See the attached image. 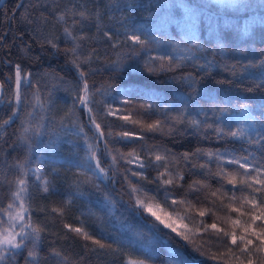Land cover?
Instances as JSON below:
<instances>
[{"label": "trees", "instance_id": "obj_1", "mask_svg": "<svg viewBox=\"0 0 264 264\" xmlns=\"http://www.w3.org/2000/svg\"><path fill=\"white\" fill-rule=\"evenodd\" d=\"M0 83V264H264V0H6Z\"/></svg>", "mask_w": 264, "mask_h": 264}, {"label": "rangeland", "instance_id": "obj_2", "mask_svg": "<svg viewBox=\"0 0 264 264\" xmlns=\"http://www.w3.org/2000/svg\"><path fill=\"white\" fill-rule=\"evenodd\" d=\"M41 160L44 162L48 161L53 164H60L64 162V160L62 159H53L51 157H43L41 158ZM229 161H232V160L230 159L225 160L226 163H229ZM133 164L140 165L136 161ZM88 171H91V173H94V174L98 173L96 170H88ZM33 173L37 181L41 182L44 186L48 184V180H46L44 176L43 169L36 168L33 170ZM149 205L151 206L152 212H155L156 215L160 216L161 219L164 220L165 223L171 226V227H168L167 229L171 230L172 228H175L176 229L175 233H181V232L187 231V226L184 222V219L180 215L168 212L158 205L147 204L143 201L138 202V206L144 210ZM18 206H19L18 212L13 214L12 221L10 222L11 231L9 232V235L7 236L6 243L3 244V247L7 246L9 249H12V250L20 249L22 247L21 246L20 248H15V247H12V244L19 243L22 245L23 242H26L32 236V234H30V231H29V225L27 223V217H26L27 215L26 209H25V206L22 200L18 201ZM146 213L156 220L155 216H153L149 211H146ZM9 241H11V243H9Z\"/></svg>", "mask_w": 264, "mask_h": 264}, {"label": "snow or ice", "instance_id": "obj_3", "mask_svg": "<svg viewBox=\"0 0 264 264\" xmlns=\"http://www.w3.org/2000/svg\"><path fill=\"white\" fill-rule=\"evenodd\" d=\"M137 42H139V41H137ZM55 46H56V45L53 44V47H55ZM82 75H83V74H82ZM16 85H17V100H19V94H18V91H19V88H20V85H21V68H20L19 66L16 67ZM84 87H85V89H87V84H85ZM111 114H112V113L110 112L109 115H111ZM121 119H125V120H127L128 117H127V116H121ZM6 123H7V122H6ZM93 123H95V120H93ZM96 127H97V129H99L100 126L97 124ZM148 127H149V128H153V127H155V126H154V125H149ZM101 135H103V134L101 133ZM123 135H124V136H128L129 134H128L127 132H125V133H123ZM231 135H232L233 137H235V136H236V133L233 132V133H231ZM129 155H131V154H129ZM160 159H161V157H160L159 155H157V156H156V160H160ZM129 162L131 163L132 161H129ZM229 163H236V164H239V167H240V168H245V164H244V163H241L240 160H232V161H229ZM138 166L141 167V168L146 167V165H144L143 163H141V164L138 165ZM96 167H97V169H98L101 173L104 172V169L100 166V162H99V161H97ZM262 167H264V165H262ZM132 175H134V176H141V175H143V173H138V172L133 171V172H132ZM230 182H231V181H230ZM21 183H23V181H21ZM167 183H171V181H167ZM260 183H261V184H264V180H261ZM45 191H48V189L46 188ZM167 195H170V194H169V193H166V196H167ZM173 203H175L174 200H173ZM11 207H12V205L10 204V205H9V208H11ZM145 210H146V211H149L153 216H155L156 220H158L161 224H163L165 228L171 227L169 224L165 223L164 220H162L160 216L156 215L155 212H152V209H151V206H150V205L147 206ZM234 210H235V209H234ZM201 215H204V213L202 212ZM261 218H262V216H253V217H252V219H253L254 221H255V220H258V219H261ZM211 227H212V228H216V224L213 223V224L211 225ZM171 230H172L173 232L176 231L175 228H172ZM35 231H36V230L34 229V232H35ZM75 231H76V232H80L81 229H80V228H76ZM37 238H38V236H37ZM241 239H243V237H241ZM232 242H233L234 244L236 243V237H235V236H233V238H232ZM9 243H11V241H9ZM96 243H98V242H96ZM247 243L250 244V243H252V241L249 240V241H247ZM21 246H22V245L19 244V243L12 244V247H15V248H20ZM100 246L103 247V245H100ZM32 255H33V253H32V252H29V256L31 257ZM0 259H3V257H0Z\"/></svg>", "mask_w": 264, "mask_h": 264}, {"label": "water", "instance_id": "obj_4", "mask_svg": "<svg viewBox=\"0 0 264 264\" xmlns=\"http://www.w3.org/2000/svg\"><path fill=\"white\" fill-rule=\"evenodd\" d=\"M6 2V0H1V3H0V8L4 5V3ZM2 92H3V88H2V85L0 83V98L2 96Z\"/></svg>", "mask_w": 264, "mask_h": 264}]
</instances>
